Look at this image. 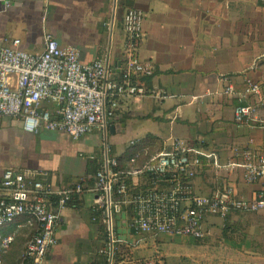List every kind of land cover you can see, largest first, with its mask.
<instances>
[{"label": "crops", "instance_id": "obj_1", "mask_svg": "<svg viewBox=\"0 0 264 264\" xmlns=\"http://www.w3.org/2000/svg\"><path fill=\"white\" fill-rule=\"evenodd\" d=\"M135 7L143 14L141 59L151 61L152 76L142 79L148 94L121 100L104 136L99 128L78 139L64 132L28 133L14 117H0V178L6 169L47 181L53 190L73 187L84 180L87 189L58 210L56 244L42 264H264V210L247 213L242 232L218 217L204 225L207 236H169L135 233L128 227L132 210L121 206L111 214V228L104 221L105 208L95 203V167L107 150L121 158L120 168L135 167L167 146L173 139L215 154L225 165L241 158L246 145L264 150V127H239L233 114L234 96L223 94L226 76L240 88L244 77L264 79V2L260 0H0V45L20 40L30 53L44 48V32L61 46L78 50L82 63L103 59L117 72L124 41L123 14ZM45 16V21H43ZM48 106V105H47ZM11 127V128H10ZM6 129V130H5ZM107 132V133H108ZM138 140L137 146L129 140ZM142 149L131 164L125 158ZM130 182L133 190L147 181ZM198 194L209 195L230 188L233 196L250 200L259 188L248 182L240 167H216L202 157V167L192 180ZM56 207V206H55ZM104 208L99 221L98 211ZM245 215V216H246ZM243 226V225H242ZM14 241L4 264H18L26 241L36 231L25 217L2 229ZM218 234V238L215 235Z\"/></svg>", "mask_w": 264, "mask_h": 264}, {"label": "built area", "instance_id": "obj_2", "mask_svg": "<svg viewBox=\"0 0 264 264\" xmlns=\"http://www.w3.org/2000/svg\"><path fill=\"white\" fill-rule=\"evenodd\" d=\"M1 1L9 7L13 0ZM143 17L135 7L124 11L122 57L116 73L103 59L82 63L76 48L59 45L47 31L41 52L21 49L19 39L0 45V117L19 119L28 133L60 131L78 139L99 128L106 136L121 100L148 94L163 98L162 90H149L142 81L155 70L154 64L141 59L138 51ZM42 19L45 21V16ZM222 79L227 81L223 94L237 99L234 123L250 129L263 128L264 79L244 77L240 88L226 76ZM129 145L137 146L138 140H129ZM142 152L138 149L129 162L135 164ZM202 157L212 158L216 167L242 168L245 179L259 185L252 199L236 198L230 188L209 195L196 193L192 180L201 170ZM117 166V159L106 150L94 183L88 188L96 194L95 203L104 206V221L110 228L112 211L126 206L132 210L128 227L135 233L203 239L208 234L204 225L209 217L227 220L264 210V150L252 145L244 147L240 159L222 165L215 154L173 139L136 167ZM133 180L134 184L145 180L148 186L133 190L128 183ZM85 189L87 186L77 183L55 191L47 181L4 170L0 178V264H4L3 257L14 241V234H4L2 229L20 217H25L27 225H36V231L26 241L18 264H42L46 252L57 241L58 210ZM52 196L58 197L56 207ZM144 264L156 263L147 260Z\"/></svg>", "mask_w": 264, "mask_h": 264}, {"label": "rangeland", "instance_id": "obj_3", "mask_svg": "<svg viewBox=\"0 0 264 264\" xmlns=\"http://www.w3.org/2000/svg\"><path fill=\"white\" fill-rule=\"evenodd\" d=\"M0 126H1V128H3L4 129V127H7L6 126V124H4V122H0ZM11 128V127H10ZM6 130V129H5ZM3 130H1V132H2ZM0 132V133H1ZM108 132V131H107ZM1 134H5V133H1ZM106 135L108 136V137H110V133L108 132V133H106ZM233 220H236V221H230L229 222V224L230 225H232L234 228H236V230H237V232H242L244 229H245V227H246V224H247V221H251L252 219H249V218H247V215L245 216H241V218H236L235 217V219H234V217H233ZM243 225V226H242ZM215 237L216 238H218V234H216L215 235ZM219 239V238H218Z\"/></svg>", "mask_w": 264, "mask_h": 264}, {"label": "trees", "instance_id": "obj_4", "mask_svg": "<svg viewBox=\"0 0 264 264\" xmlns=\"http://www.w3.org/2000/svg\"><path fill=\"white\" fill-rule=\"evenodd\" d=\"M132 155H134L133 153L132 154H130V155H126L125 156V158H127V159H129ZM117 161H118V166H117V169H122V168H120V162H121V158H117ZM99 169V167H98V165L95 167V172L97 171ZM77 183H80V184H82L83 185V187L85 188L86 187V185H85V181H83V180H79ZM129 183V185H130V182H128ZM77 195V194H76ZM75 196V195H74ZM73 198V197H72ZM71 198V199H72ZM70 199V200H71ZM69 200V201H70ZM57 201H58V197L57 196H52V202H53V205L54 206H56L57 205ZM103 210H104V208H102L101 210H99L98 211V215L96 214V217L98 218V221H99V215H101L102 214V212H103ZM225 221H227V220H225Z\"/></svg>", "mask_w": 264, "mask_h": 264}]
</instances>
